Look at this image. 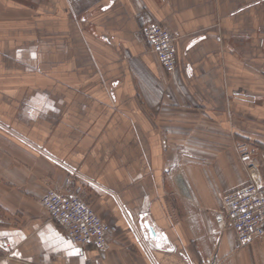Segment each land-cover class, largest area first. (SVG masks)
Here are the masks:
<instances>
[{"label": "crops", "instance_id": "1", "mask_svg": "<svg viewBox=\"0 0 264 264\" xmlns=\"http://www.w3.org/2000/svg\"><path fill=\"white\" fill-rule=\"evenodd\" d=\"M154 21L177 37L173 75L143 37ZM249 182L264 0H0V264H264V236L240 247L216 220ZM50 186L114 227L106 251L50 219Z\"/></svg>", "mask_w": 264, "mask_h": 264}, {"label": "built area", "instance_id": "2", "mask_svg": "<svg viewBox=\"0 0 264 264\" xmlns=\"http://www.w3.org/2000/svg\"><path fill=\"white\" fill-rule=\"evenodd\" d=\"M150 51L155 54L165 71L175 74L178 66L177 37L158 21L147 24L142 30ZM241 158L246 161L253 147L244 143L239 147ZM42 204L67 236L82 246L93 245L100 251L108 249V237L114 227L103 220L84 200L77 190L61 191L50 186ZM222 230L232 229L240 247L264 236V185L249 182L226 193L222 208L216 216ZM4 246L9 248L7 242Z\"/></svg>", "mask_w": 264, "mask_h": 264}, {"label": "rangeland", "instance_id": "3", "mask_svg": "<svg viewBox=\"0 0 264 264\" xmlns=\"http://www.w3.org/2000/svg\"><path fill=\"white\" fill-rule=\"evenodd\" d=\"M246 143L250 144L253 147V150H254L253 153L251 154V156L249 158H247V160L245 161L246 163H250L251 161H253L255 159V157L257 155V152H258V147H256L255 144L253 142H251V141L246 142ZM0 221L4 222V223H14L15 220H13V218L8 216L7 214H3V216H0Z\"/></svg>", "mask_w": 264, "mask_h": 264}, {"label": "water", "instance_id": "4", "mask_svg": "<svg viewBox=\"0 0 264 264\" xmlns=\"http://www.w3.org/2000/svg\"><path fill=\"white\" fill-rule=\"evenodd\" d=\"M147 226H148L150 232H151L153 235H156V234H155L156 232H155V230L153 229V227L149 226V224H147Z\"/></svg>", "mask_w": 264, "mask_h": 264}, {"label": "snow or ice", "instance_id": "5", "mask_svg": "<svg viewBox=\"0 0 264 264\" xmlns=\"http://www.w3.org/2000/svg\"><path fill=\"white\" fill-rule=\"evenodd\" d=\"M78 251V250H77Z\"/></svg>", "mask_w": 264, "mask_h": 264}]
</instances>
